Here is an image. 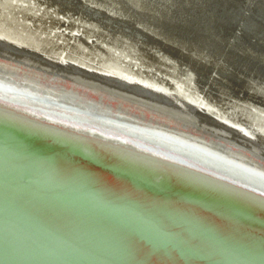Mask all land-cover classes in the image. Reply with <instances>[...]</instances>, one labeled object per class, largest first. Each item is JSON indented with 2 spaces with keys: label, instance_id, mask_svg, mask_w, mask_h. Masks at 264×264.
Returning <instances> with one entry per match:
<instances>
[{
  "label": "water",
  "instance_id": "obj_1",
  "mask_svg": "<svg viewBox=\"0 0 264 264\" xmlns=\"http://www.w3.org/2000/svg\"><path fill=\"white\" fill-rule=\"evenodd\" d=\"M135 1L60 0L61 4L46 2L48 5L58 7L59 13L65 10L64 5L71 4L64 3L76 4L69 7L73 10L71 12L75 16L84 18L85 22L90 20L93 25L88 24L89 27L90 25L93 28L106 27L107 24L110 28L121 27V30H124L123 34L116 35L117 39L116 36H111L109 41L117 46L126 47L122 50L123 55L135 57L145 64L149 63L147 70L154 79L146 75L143 77L144 74L139 76L140 79L144 82L163 84L164 88L172 91L166 92V89L148 85L137 79L135 81L126 77L124 79L119 75L124 73L116 69L111 70L113 74H102L92 69L90 70L93 73L90 71L85 73L90 72L88 74L96 79L98 77L109 79L108 76H111L137 84L140 86L138 89L149 91V94L138 91L137 94L165 104L163 106H166L169 111L188 114L194 122L206 123L204 124L206 127H211L217 133H227L228 136L236 137L256 151L264 149L263 143L252 141L251 138L248 140L249 138L243 135L244 138H242L237 130L239 128L235 129L234 125L219 120L208 111L201 110V106L199 107L194 99H190L191 95H187L190 98L181 95L177 88L184 87L176 82L181 80V82L187 81L186 83L192 84L199 80L202 83L213 75L215 83L226 85L229 92L226 91L227 96L242 100L252 99L264 106V79H262L264 78V60L257 63V58L264 59L262 54L264 39L248 40L249 46L255 49L253 52V49L248 48V52H251L250 56L246 57L242 52L236 55L232 52L235 48L228 37L233 29L234 25H232V28L227 31L228 36L223 47L220 48L221 50L223 48L222 51L218 50V46L212 42L209 43L212 51L209 49L210 51L204 50L202 51L204 53H200L204 43L200 44L194 40L193 34H198L194 32L196 27H190L187 21L182 20L180 11L171 13L169 17L164 16L162 12H144ZM154 1L157 2L155 4L163 3L160 0ZM15 3L13 0V4ZM77 4H97L102 7V12L112 10L111 13L106 12L108 16H112V20L108 22L106 19L107 21L98 23L94 18L99 15L101 18H106L104 13H95V10H88V8H84L85 12H83ZM46 8L43 4L36 6V9H40L38 14H42ZM59 22L63 24L62 18ZM52 25L54 26V23ZM4 41L36 53L38 57H42L41 62L54 63L59 67H68L72 63L89 69L76 61L62 64L61 61L53 60L56 55L53 56L51 53L48 56L47 53L36 51L12 40ZM71 53H73L72 50ZM225 58L226 63H223ZM170 61H173L171 66L168 65ZM115 62L117 63L118 60ZM87 63L92 64L89 61ZM172 66L178 72L172 74L173 77L169 75L172 73ZM222 66L226 69L234 68L237 74H233L230 78L227 76L222 78L223 73L227 72ZM155 78L165 79L164 82H157ZM61 82L56 81L57 84ZM94 93L105 96V99H119L118 96L98 88ZM205 96L207 97V94ZM217 104L221 105L223 110L226 108L233 110L231 104L221 101H217ZM132 106L136 105L133 103ZM40 113L37 116H46L43 112ZM244 116L247 117V115ZM53 120L63 124V127L50 126L44 119L29 121L23 119L18 113L0 111V122L8 126L0 127V226L4 228L0 229V264L182 263L178 258L172 257L165 249L166 246L161 244V246H155L143 242L147 248L140 250L122 243L117 245L110 235L93 227L94 218H89L90 214L84 210L86 214L78 213L73 209L75 206L70 201L52 205L49 208L44 201L47 200V196L42 194L40 188L33 186L34 182L51 184L61 192L74 195L84 201L94 202L101 208L113 206L124 213H139L140 219L152 222L155 227L159 225L171 227L172 229H168L171 232L168 233L175 239L171 243L172 250L179 249L183 242L195 245L184 238L198 237L209 239L213 243L224 242L227 249L237 252L240 256L239 252L243 248L248 250L247 253L241 251L244 255L258 260L261 258L264 262V194H262L264 186L260 187L261 185L256 184L253 178L244 176L242 170L222 165L215 168L217 173L221 172L220 175L212 176L209 173V176H206L201 166L196 165V168L189 162L190 158L165 153L168 151L166 149H170L169 151L179 155L176 149L166 148L167 146L159 144L161 142L158 140L149 139L145 135L123 130L119 126L94 124L65 114L53 117ZM191 123H193L192 120ZM4 176L10 177L11 183L3 179ZM157 177L166 178V181L154 179ZM12 182L18 185L13 186ZM163 183L169 184L165 186ZM177 185L184 188L188 186L187 188L195 192L207 193L215 199H206ZM20 195H27L31 199L22 201L23 198ZM34 197L40 198L39 202L33 201ZM63 212L70 217L68 221L61 222L60 218H57ZM41 221L46 224L43 227L45 229L37 226ZM16 227L29 232L30 235L20 233L27 237L25 238L8 233L13 232ZM116 235L122 239L127 237L120 232ZM52 237L56 241L62 240L92 252L96 257L86 258L84 255H89L88 253L72 246L69 248L72 252L70 255L64 254L62 250H54L58 245L54 244ZM165 237L163 235L160 237L164 240L162 243L165 242ZM108 240L114 245L107 243ZM13 244L18 248L12 246ZM197 251L195 256L198 258L200 253Z\"/></svg>",
  "mask_w": 264,
  "mask_h": 264
},
{
  "label": "bare ground",
  "instance_id": "obj_2",
  "mask_svg": "<svg viewBox=\"0 0 264 264\" xmlns=\"http://www.w3.org/2000/svg\"><path fill=\"white\" fill-rule=\"evenodd\" d=\"M46 1L48 4H61L60 0H15V4H13V0H0L1 112L6 113L12 111L29 121L44 119L50 126L54 127H58L61 123L54 121L53 117L64 114L74 118H82V120H88L94 124L119 126L123 130L145 135L149 139L158 140L161 142L159 144L167 146L166 148L176 149L175 151H178L179 155L173 151H169L170 149H166L168 150L166 151L164 147H162L167 154L190 158L189 162L194 164L196 168L197 166H201L203 168L202 172L206 176H209V173L212 174V176L220 175L221 172L220 174L217 173L215 168L217 166L227 165L232 169L239 168L243 171L242 174L244 176L253 178L256 184L261 185L260 187L264 186V149L259 148L260 151H256L254 148L243 144V142L236 137L228 136L227 133H217L214 129H211V127H206V123L194 122L188 114L183 115L181 113H174L177 111H169L166 106H163L165 104H160L159 102L137 94V91L149 94L147 89V91L145 89H138L140 86L137 84H131L111 76H108L109 79L106 77L104 79L101 78L102 80L99 79V77L98 79L91 77L88 73H93L92 71L94 70V72L98 71L102 74H113L111 70L114 69L124 73L119 74L122 78L125 79L126 77L132 81L137 79L140 82H144L140 79L141 77H139L141 74H144L143 77L146 75L148 78H152L153 76H150L151 73L147 70V65L149 63L145 64L135 57L123 55L122 50L126 47L117 46L109 41L111 36L120 35V33L123 34L124 30H121V27L116 29L110 28L108 26L109 24H107L106 27L98 26V28H93L91 26L93 24L90 23V20L85 22L84 18L82 19L81 17L75 16L71 12L73 10L69 7L75 6L76 4L72 2L64 3L71 4H69L70 6L64 5L63 7L65 10L59 13L58 7L56 8L54 7L55 5H48ZM135 2H138V4H136L141 7L144 12H162L164 16L168 17L171 13L180 11V18L187 21L186 23H188L190 27H196L194 28V32H198V34L195 35L192 33L195 38L194 40L200 44H202V42L204 43V47L201 46L202 50H200V53H204L202 52L204 50L210 51L209 49L212 51L209 44L212 42V44L218 46V50L223 47L222 45L226 40V36H228L227 31L231 28L226 24L230 14L233 12V7L229 3V0H160V2H163L162 4H155L157 2L154 0H136ZM42 4L47 8L42 14H38L40 9H36V6ZM77 5L80 11L83 12H85V10H83L84 8L95 10V13L102 12V7L97 4ZM106 12L111 13L112 10H105L102 13H104L106 18H101V15H99L94 18L97 20L95 21L100 23V21L104 22L108 19V22H111L112 16L110 14V16H108ZM223 13H226V16L223 15ZM61 18L63 24L59 22ZM52 23H54V26ZM88 24H91L90 27ZM115 26L116 25H114V27ZM256 26L253 25L251 29L252 40L264 39V33L255 35L258 31V27ZM260 27H262V25H260ZM260 32H264V30ZM115 38L117 39L118 37L116 36ZM2 39L8 41L12 40L21 45L36 49V51H42L47 53L46 55L48 56H50L49 53L53 56L56 55V58L53 57V60L61 61L62 64H69V62L76 61L89 69H84L72 63H70L68 67H59L54 65V63L41 62L42 57H38L36 53L22 47L18 48L17 45L14 44L5 43ZM100 40L103 41L100 42ZM243 42L248 45L245 40H243ZM230 43L234 46L235 50L227 51H232L236 53V55H238V52H242L244 56H250L249 53L251 52H248V48H250V50L253 49L252 51L255 52L252 46H241V44H238L239 42L236 43L232 40ZM132 47L135 48L134 45H132ZM197 48L199 49L200 46ZM43 49L45 50L43 51ZM71 50L73 53H71ZM262 51H264V48ZM262 54L264 57L263 52ZM159 55L161 57V54ZM115 60H118V62L121 60V62L116 63ZM166 60L168 59L166 58ZM262 60L264 59H261V57L257 58V63ZM88 61L92 64L87 63ZM168 63V65L171 66L173 61ZM223 63H226V58L223 59ZM223 66H226V64H223ZM223 66L222 68L226 69V67ZM69 69H73L74 71H70ZM90 69H92V71ZM172 69L173 70L170 69L172 73H169V75L178 73L173 66ZM87 71L90 72L85 73ZM226 71L228 73H223L222 78H226V76L230 78L233 74H237L232 67L231 69H226ZM257 76L260 77L259 75ZM171 77H173V75ZM213 77L212 75L209 80H205V82L202 83L196 80L192 84L186 83L187 81L181 82V80H177V84L184 87H179L180 89L177 88V90L180 91L179 93L181 95H191V98L189 96L187 97L194 99L196 103L199 104L198 106H201V110L208 111L219 120L234 125L235 129L239 128L237 130L242 138L248 137V140L251 138L252 141H259L264 144V106L252 99L242 100L227 96L226 93L228 90L226 89V85L222 86L216 82L218 84H216L217 87H213L215 84ZM153 79L154 78H152V80ZM164 79L155 78L157 82H164ZM167 79L171 80V78ZM262 79L264 78L262 77ZM57 80L62 81L61 84H57ZM172 81L174 80L172 79ZM144 83L160 89H166V92L172 91L169 88H164L165 86H163V84H154L147 81ZM96 88L108 91L112 95L118 96L117 98L119 99H105V96L102 97L94 93ZM166 98L169 99V97ZM217 101L231 104L233 110H228L227 108L223 110L222 106L217 104ZM133 103L136 106H132ZM40 112H43L46 116H37L41 114ZM244 115H247L249 118ZM191 120L193 123H191ZM0 123L1 128L8 127L6 124L4 125L3 122ZM12 128L14 129L15 127ZM3 179L11 183L10 177L5 178L4 176ZM154 179L166 181V178L161 177ZM12 183L13 186L18 185L16 182ZM168 184L169 183H165L164 185L168 186ZM181 185L177 186L184 190L192 191L196 193V195L206 199H215L207 193L195 192L187 188L188 186L184 188ZM33 186L35 188H40L42 194L47 196V200L44 201L48 204L49 208H51L52 205H59L70 201V203L75 206L73 209L78 213L81 212L86 214L84 212L86 211L90 214L88 216L89 218H94L92 221L93 224L91 222L93 227L98 229V231L110 235L112 241L117 245L125 244L138 250L147 248L143 245L145 242L155 246H166L165 249L168 253L172 257L178 258L183 264H264L260 257V260H258L249 258L248 255L246 256L243 254L248 250L242 248L239 252L241 256H243L241 257L237 252L227 249L224 242L213 243L211 240L205 238L200 239L198 237H193L190 239L185 237L184 239L189 240L195 245L183 242L184 244L182 243L179 249L172 250L171 243L175 239L168 233L171 232L168 230L171 227L167 228L163 225L155 227L152 222H145L143 218L140 219L141 214L139 213H124L113 206L101 208L100 206H96L94 202L84 201L74 195L61 192L57 187L51 184L49 185L48 183L34 182ZM30 189L33 190L31 186ZM20 196L23 198L21 199L22 201L26 199L29 201L31 199L27 195ZM32 199L33 201L35 200V202H39L40 198L34 197ZM57 218H60L59 220L64 222L68 221L70 217L63 212L58 215ZM45 225L43 221L37 224L40 229H45L43 228ZM2 227L3 226H0V229H4ZM21 231L22 230L16 227L13 229V232L8 233L25 237L20 234L24 232ZM117 232L127 235L126 238H123L125 240L117 236ZM24 233L29 234V232ZM162 235L163 237L166 236L164 243H162L163 239L160 238ZM51 239H53L54 244L58 245L54 250H62L64 254L70 255L72 252L69 248L72 247L82 250L62 240L56 241L53 237ZM44 242H46V240H44ZM107 243L114 245L110 240H108ZM12 246L18 248L14 244ZM195 249L200 253V257L198 258L195 256ZM82 251L89 254L84 255L86 258L96 257L92 252L86 250ZM79 257L84 258L80 255Z\"/></svg>",
  "mask_w": 264,
  "mask_h": 264
},
{
  "label": "rangeland",
  "instance_id": "obj_3",
  "mask_svg": "<svg viewBox=\"0 0 264 264\" xmlns=\"http://www.w3.org/2000/svg\"><path fill=\"white\" fill-rule=\"evenodd\" d=\"M229 3L233 7V10H232L233 12L232 14H230L229 20L226 21V24L227 26H230L231 28H232V25H234L233 29L231 30L229 34L230 36L229 39L230 41L232 40V41H235L236 43L239 42L238 44H241V46L248 47L249 46L248 40L252 39L251 37L252 36L251 35L252 26L257 25L256 27H258V31L255 33V35H257L258 33L260 34L261 33L260 31L264 30V0H255V1L254 0H229ZM233 4H237L238 6L233 5ZM251 21L257 24H254ZM250 22L252 25L250 24ZM260 25H262V27H260ZM243 40H245L248 43V45H246V43H244ZM216 84L217 83H215L213 87H217Z\"/></svg>",
  "mask_w": 264,
  "mask_h": 264
}]
</instances>
